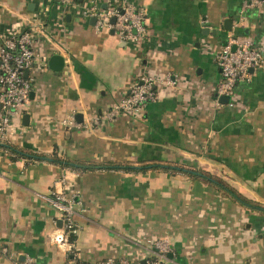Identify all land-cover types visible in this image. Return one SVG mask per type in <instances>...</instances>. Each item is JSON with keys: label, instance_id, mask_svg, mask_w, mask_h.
<instances>
[{"label": "crops", "instance_id": "1", "mask_svg": "<svg viewBox=\"0 0 264 264\" xmlns=\"http://www.w3.org/2000/svg\"><path fill=\"white\" fill-rule=\"evenodd\" d=\"M70 1L0 0V39L34 28L40 56L30 100L0 140V264H146L158 239L170 243L167 264H264V212L221 185L264 206V69L218 96L229 37L264 55V0L244 11L248 0ZM130 1L145 12L138 42L82 14ZM146 73L177 85H158L137 115L107 119ZM52 191L76 201L65 241L63 214L43 197Z\"/></svg>", "mask_w": 264, "mask_h": 264}, {"label": "built area", "instance_id": "2", "mask_svg": "<svg viewBox=\"0 0 264 264\" xmlns=\"http://www.w3.org/2000/svg\"><path fill=\"white\" fill-rule=\"evenodd\" d=\"M55 1L64 7L72 4L70 0ZM257 3L258 0L246 1L242 11ZM82 14L86 18L96 19L97 30L112 28L128 41L138 42L146 35L145 12L132 1L121 7L112 3L106 8L92 2L83 7ZM113 17L116 18L114 23L111 21ZM33 29L13 30L0 39V140L6 139L14 117L30 100L31 79L25 76V72L40 60L32 45L35 35ZM218 63L222 73L218 96H232L240 80L250 79L251 70L264 69V55L251 40L240 41L229 37L218 55ZM158 85L175 87L177 80L172 76L159 78L149 73L143 74L140 80L132 85L129 94L106 111V118L113 119L123 113L139 114L147 104L158 98ZM62 123L68 128L78 125L72 115L64 118ZM43 197L62 212L65 231L59 235L58 240L65 241L67 232L75 229L76 201L57 191H52ZM151 244L155 258L146 264H167L171 251L169 241L158 239ZM26 264H35V262L28 259ZM102 264H116V262L114 259H107Z\"/></svg>", "mask_w": 264, "mask_h": 264}, {"label": "trees", "instance_id": "3", "mask_svg": "<svg viewBox=\"0 0 264 264\" xmlns=\"http://www.w3.org/2000/svg\"><path fill=\"white\" fill-rule=\"evenodd\" d=\"M2 142H0V147H4L3 144H1ZM11 153H13L15 155V157H18V156H21L20 153L16 152V150L14 149H11L10 150ZM56 157V156H55ZM55 162H60L62 161V159L60 158H53ZM199 173V176H203L204 178L206 179H212L213 176L206 173L205 171H197ZM222 185V188L225 189L228 193L232 194L234 197H236V199H238L242 204L246 205V206H249L251 208H255V209H258V210H261L264 212V206H262L260 203H257V202H253L251 200H248L245 196H243L240 192H238L236 189H234L233 187L229 186V185H224V184H221Z\"/></svg>", "mask_w": 264, "mask_h": 264}, {"label": "water", "instance_id": "4", "mask_svg": "<svg viewBox=\"0 0 264 264\" xmlns=\"http://www.w3.org/2000/svg\"><path fill=\"white\" fill-rule=\"evenodd\" d=\"M92 21H96V19L95 18H92ZM111 21H112V23H114L115 21H116V18L115 17H113L112 19H111ZM229 22V27L227 26V25H225L226 26V30H231V23H232V20L231 19H227L226 20V24ZM206 30H208L207 32H209V29H205V32H206ZM64 64H65V62H64V58L61 56V55H58V54H56V55H53L52 57H51V59H50V61H49V65H50V67L53 69V70H55V71H60V70H62V68L64 67ZM251 71H253V70H251ZM25 76H28V70H26V72H25ZM225 98H227V99H229L230 97H228V96H224ZM26 118H28V115H26ZM169 257L170 258H172L173 257V254H169ZM116 264H121V263H116ZM143 264H145V263H143Z\"/></svg>", "mask_w": 264, "mask_h": 264}]
</instances>
